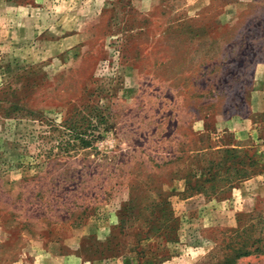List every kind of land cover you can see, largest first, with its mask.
Segmentation results:
<instances>
[{"label": "rangeland", "instance_id": "obj_1", "mask_svg": "<svg viewBox=\"0 0 264 264\" xmlns=\"http://www.w3.org/2000/svg\"><path fill=\"white\" fill-rule=\"evenodd\" d=\"M0 264H264V0H0Z\"/></svg>", "mask_w": 264, "mask_h": 264}]
</instances>
